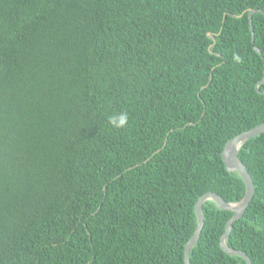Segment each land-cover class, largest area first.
<instances>
[{
  "label": "trees",
  "instance_id": "trees-1",
  "mask_svg": "<svg viewBox=\"0 0 264 264\" xmlns=\"http://www.w3.org/2000/svg\"><path fill=\"white\" fill-rule=\"evenodd\" d=\"M263 78L264 0H0V264H184L196 201L244 196L220 153L264 123ZM238 158L226 245L264 264V133ZM202 210L190 264H246Z\"/></svg>",
  "mask_w": 264,
  "mask_h": 264
},
{
  "label": "water",
  "instance_id": "water-1",
  "mask_svg": "<svg viewBox=\"0 0 264 264\" xmlns=\"http://www.w3.org/2000/svg\"><path fill=\"white\" fill-rule=\"evenodd\" d=\"M255 13H261V11H253L250 10L248 12L247 18H248V25L249 29L251 31V17ZM242 15L238 16V18H241ZM252 35V32H251ZM207 37L214 41L211 34H207ZM253 42V38L251 39ZM214 46V42L212 45L208 48V51L210 52L211 48ZM258 54H260V51L257 48H254ZM211 79V77H209ZM264 83V78L259 81L255 85V90H258L259 85ZM264 133V123L260 124L246 132H243L233 139L229 140L223 147L220 158L223 163V166L228 173H236L239 178L242 180L244 184V196L239 202L235 203H227L225 202L220 196H218L215 193L209 192L201 196L194 205V211H195V217H196V228L192 234V236L189 238L187 243L184 246L183 249V263L184 264H190L189 262V253L192 247L195 245L197 240L199 239V235L201 232V229L203 227L204 223V215L202 206L206 202H212L214 205L220 210V211H227L232 213L231 218L227 221L224 232L220 238V249L223 253H225L228 256H238L241 259H243L246 264H251L249 258L242 252L233 250L232 248H229L226 245V241L228 240V237L230 235L232 224L237 219H239L245 212V209L249 205L250 201L253 198L254 195V186L252 179L246 169V167L243 165V163L238 158V151L241 148V146L247 142L248 140L261 135Z\"/></svg>",
  "mask_w": 264,
  "mask_h": 264
},
{
  "label": "clouds",
  "instance_id": "clouds-1",
  "mask_svg": "<svg viewBox=\"0 0 264 264\" xmlns=\"http://www.w3.org/2000/svg\"><path fill=\"white\" fill-rule=\"evenodd\" d=\"M234 59L237 61L240 59L239 56H235ZM109 123L112 127L121 129L127 126L128 124V114L126 112H120L118 114H113L109 117Z\"/></svg>",
  "mask_w": 264,
  "mask_h": 264
}]
</instances>
